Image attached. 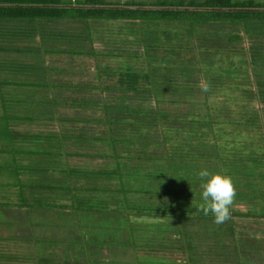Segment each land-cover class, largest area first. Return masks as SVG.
Segmentation results:
<instances>
[{
	"label": "trees",
	"instance_id": "16d2710c",
	"mask_svg": "<svg viewBox=\"0 0 264 264\" xmlns=\"http://www.w3.org/2000/svg\"><path fill=\"white\" fill-rule=\"evenodd\" d=\"M154 5L143 6L139 1L0 0V51L17 37L30 39L32 36L34 39L38 33L50 45L43 50L33 45H24V51L68 55L85 52L75 45H57L58 39L66 42L71 37H80L79 33L63 31L53 26L43 31L37 26L40 19L51 21L92 17L132 23L141 20L182 21L181 23L187 24L189 37L196 32L194 36L201 41L200 50L193 48L191 58L183 60L173 57L159 66L145 69L131 65L111 69L116 73L115 83L106 86H111L115 90L114 94L91 102L96 111H102L100 114L95 112L90 118L84 111L78 112V116L57 115L62 122L92 120L102 130L107 127L104 135L94 136L95 130L88 134L86 128L77 129L78 133L75 135L74 132L70 133L72 128H76L72 124L69 127L66 124L65 133L62 134L55 131L32 133L31 138L35 141L45 139L51 145H41L37 149L33 147V150L50 157V160H46L52 173L62 171L69 175L81 172L91 180L90 184L72 186L75 191H70L73 192L69 197L70 203L56 206L51 202L48 204L49 209L56 207L57 212L60 211L58 208H72L69 215L74 216V219L79 211H87V214L101 212V218H105L106 213L113 214L115 220L112 221V226L109 225V233L111 229L121 227L118 218L123 216L127 223L123 229L129 230L125 233L138 246L134 253L140 258L143 254L140 248L144 247L150 250L148 254L166 257L171 260V264H246L243 246L239 245V240L242 244L244 241L237 228L238 220L244 216L264 217V3L253 0H191L182 4L163 0ZM31 20L33 21L30 22ZM18 21L24 26L18 25ZM12 22L17 24L7 26ZM148 56L154 59L156 53L148 51ZM20 65L21 62H11L0 56V71L7 67L15 70ZM42 65L24 62L22 66L26 69L43 67L47 70ZM200 74L204 85L209 89L207 92L202 87L198 97H164L165 87L162 86L167 84H176L174 88L187 87L189 92L194 93L192 87L199 85ZM142 80L144 84H141ZM0 82L6 84L9 80L4 79L0 73ZM26 84L31 82L26 81ZM153 85H156L155 88ZM229 85L242 88V97L233 99L236 102L234 106L230 103L232 99L226 96L222 99L219 95L221 89ZM217 95L221 97L218 100L215 98ZM151 97L156 102L154 106L150 104ZM0 98L5 110L2 119L0 118V139L11 141L15 135L10 128L11 116L6 108L16 98L3 92ZM32 100L24 98L27 106L32 104ZM34 100L40 109L47 103L44 100ZM49 102L52 106L53 101ZM88 102L85 98L78 105L84 106ZM167 102L171 108L166 106ZM185 102L191 104L189 110L184 115H179V105ZM97 104H100V109ZM24 116L32 117L33 114L25 113ZM229 123L239 125L238 129L244 126L253 128L254 131H247L244 137L240 133L230 134L224 131ZM92 137L105 140L110 151L105 150L96 155L92 151L85 153L91 157L114 158L112 165L101 162L90 169L85 165H71L70 155L64 149L58 152L57 147H54L55 142L61 143L66 138L69 143L78 138L87 145L89 139L93 141ZM150 144L154 147H150ZM159 145L161 148L158 150L156 147ZM184 145H188L190 150L183 149ZM55 152L59 155L67 154L69 159H66L65 164L51 165L57 159L52 158L56 156H51ZM206 160L212 164L205 169L213 172L226 170L236 188V197L230 208L231 218L219 225L214 222L211 214L205 216L198 207L202 203V189L195 185L201 183L198 176L199 163ZM43 171L44 166L40 172ZM49 184L70 187L65 182ZM240 204H246L247 208L240 209ZM60 213L63 214L61 211ZM98 217L100 218L99 215ZM86 231L89 235H95L91 230ZM142 234L151 239L139 246L137 239ZM173 235L175 238L171 237ZM157 239L160 240L164 253L156 249L160 246L156 243ZM172 240L175 242L171 245L168 241ZM87 246L88 244H81L80 248L85 253L91 252ZM173 246L175 248L167 255V251ZM184 250L188 256L187 261L177 258V254L173 255V251ZM64 258V264L83 261L82 256L74 252L68 253Z\"/></svg>",
	"mask_w": 264,
	"mask_h": 264
},
{
	"label": "rangeland",
	"instance_id": "374dc122",
	"mask_svg": "<svg viewBox=\"0 0 264 264\" xmlns=\"http://www.w3.org/2000/svg\"><path fill=\"white\" fill-rule=\"evenodd\" d=\"M63 1L75 2L76 0ZM103 1L113 3L139 1L142 2L143 6H155V3H160L163 0ZM165 1L167 3L187 4L191 0ZM193 1L200 2L202 0ZM253 1L264 3V0ZM22 22L24 23V21ZM37 22V26L43 31L53 26L63 31L79 33L80 37H71L66 42L65 40L58 39L57 45L64 46L71 44L81 47L85 52L68 55L64 53H33L24 51V45H33L42 50L47 45H50L49 42H46L47 40L43 41L42 36H39L38 33L35 34L34 39L32 36L30 39L28 37L22 39L17 37L13 41H9L10 44H7V48L0 51V56L7 58L9 61L21 62L19 68L15 70L7 67L3 71H0L4 79L9 80L6 84L0 82V95L3 92L16 98V101L12 103L10 101L11 106H7L6 108L11 116L9 119L10 128L13 130L15 137L11 141L0 139V264H61L62 262L64 264V257L72 252L71 250L76 255L82 256L83 261H80L78 264H171V260L166 257L153 253L148 254L150 250L144 247L140 248V252H143L141 258L135 254L134 251L138 250V246L127 237L125 232L129 230L123 229L127 226L123 216L118 218V221L120 220L118 224L121 227L111 229V233H109L108 229L112 226V221L115 220L113 214L106 213L105 218L107 219H105L101 218V212L99 214L95 212L87 214V211H79L75 217L76 221L74 216L70 217L69 215L72 208H58L63 214L60 211L56 212V207L49 209L48 204L51 202L56 206L70 203L69 197L75 191V188L72 186L75 184L81 185L82 183L90 184L91 180L81 172L69 175H66L62 171L52 173L49 167H47L49 164V162L47 164V160H50V157L45 156L42 152L33 150V147L37 149L41 145L45 147L51 145L45 139L37 142L31 137L32 133L54 131L56 133L60 132V134L62 132L65 133L66 124L67 127L71 124L73 127H76L70 131V133L74 132L75 135L78 133L77 129L80 130L82 128H86L88 134L95 130L96 134L94 136L104 135V130L107 127L102 130L92 120L83 119L85 122L79 120L74 123L62 122L60 118H57V115L78 116V112L84 111V114L86 113L90 118L95 112L100 114L102 111H96L91 102L114 94L115 90L111 86H106L107 84L113 85L115 83L116 77H114V74L116 73L111 69L129 65L145 69L149 66H159L165 63V60L170 61L173 57L183 60L186 57L191 58V53H194L193 48L197 51L200 50L201 41L194 36L196 32L189 37L187 24L181 23L182 21L155 20L149 22L141 20L132 23V21L120 22L113 19L88 17L86 19L61 18L51 21L40 19ZM16 24V22H12L7 24V26H14ZM18 25L24 26L20 21H18ZM87 34L91 35L87 36ZM243 43L246 44V41ZM192 44L196 46H192ZM262 47H264V41ZM151 50L156 53L154 59L148 56V51L151 52ZM116 53L118 54L116 55ZM24 62L43 64L42 66L47 67V70L43 67L26 69V67L22 66ZM200 76L199 85L192 87L194 93L189 92L187 87L174 88L176 84L172 86L167 84L162 86V88L165 87L163 92L165 94L164 97L174 95L175 97L179 96L185 99L188 96H200L202 86L204 85L202 75L200 74ZM26 81L31 82V84H26ZM42 81H45V83L43 84ZM142 82L144 80L141 81V84H144ZM153 86L155 88L156 85ZM116 91L119 92V90ZM241 93L242 88H233L229 85L223 87L219 95H221L222 99L225 96L232 99L230 103L234 106L236 102L233 99L242 97ZM219 95L215 97L217 100L221 98ZM74 97H76L75 100ZM24 98L33 99L32 104H28L29 106H27ZM85 98L89 102L84 103V106L78 105ZM34 99L44 100L48 104L46 103L40 109ZM211 99H213L212 96ZM49 101H53L52 106ZM155 103V100H152L151 97L150 104L154 106ZM190 105L187 102L184 104L180 103L179 115H184L189 110ZM166 106L171 108L169 102L166 103ZM97 107L100 109V104H97ZM4 111L2 98H0V118L3 117ZM25 113H32L33 116L25 117ZM238 128H240L239 125L229 123L224 127V131L230 134L240 133L243 137L247 131H254L253 128H246L244 126L241 129ZM84 132L86 131L84 130ZM66 139H63L61 143L56 139L57 143L55 142L56 146L54 147H57L56 151L58 152L60 149H64L65 153H68L71 158L69 159L66 156L67 154L59 155L58 152H55L51 156H56L52 158L57 159L51 165L65 164L66 159H69L71 165H85L89 169L101 162L112 165L114 158L91 157L90 154L85 153L92 151L96 155L109 150L105 140L93 138V141H90L89 139L86 142L87 146L83 144L82 140H78V138L73 139L70 143ZM150 147H154V145L150 144ZM156 148L159 150L161 145ZM182 148L190 150L188 145H184ZM77 152L81 154H74ZM71 154L74 155L71 156ZM211 164V161H202L199 163V170L205 169L211 166ZM42 166H44V171L41 173ZM55 182H65L70 187L65 188L59 185L56 187L49 184ZM200 184L198 183L195 186L198 189H202ZM70 191L73 192L71 193ZM241 202L246 203L245 201ZM28 204H34V206ZM246 204H240L239 208L246 209ZM86 219H89V221ZM86 223H88L87 226ZM237 224L238 231L241 233L240 238L244 241V244H242L239 240V245L243 246L245 263L264 264V217L244 216L238 220ZM73 229L76 230L73 231ZM86 230H91L95 235L83 234L87 232ZM100 230L102 232L99 233ZM122 231L123 233L121 234ZM70 234H78V237L75 235L70 236ZM171 237L175 238L174 235ZM106 239L110 242L101 241ZM150 239L148 236L145 237L142 234L137 239V243L139 246L140 244L143 246V243ZM168 242L172 245L175 240ZM156 243L160 245V240L157 239ZM81 244H88V248L92 253H85L86 251L79 248ZM161 248L163 249L161 245L156 247L157 250H160L158 252L164 253ZM174 248L175 246L170 247L167 255ZM65 250L70 252L66 253L64 252ZM174 254H177V258L182 260L187 261L188 259L185 250L184 252L173 251ZM240 256L242 257V255Z\"/></svg>",
	"mask_w": 264,
	"mask_h": 264
},
{
	"label": "clouds",
	"instance_id": "9594fccd",
	"mask_svg": "<svg viewBox=\"0 0 264 264\" xmlns=\"http://www.w3.org/2000/svg\"><path fill=\"white\" fill-rule=\"evenodd\" d=\"M203 91L209 89L203 85ZM198 176L201 180L202 203L199 210L205 216L211 214L216 224H223L231 218L230 208L236 197V188L232 177L224 171H209L202 169Z\"/></svg>",
	"mask_w": 264,
	"mask_h": 264
},
{
	"label": "crops",
	"instance_id": "0c3cea01",
	"mask_svg": "<svg viewBox=\"0 0 264 264\" xmlns=\"http://www.w3.org/2000/svg\"><path fill=\"white\" fill-rule=\"evenodd\" d=\"M83 234H87V232H85V233H83ZM71 235H72V234H70V236H71ZM81 235H82V234H81ZM87 235H89V234H87ZM75 236L78 237V234H76ZM91 236H94V235L91 234ZM63 238H64V237H63ZM58 239H59V238H58ZM61 239H62V238H61ZM58 242H59V241H58ZM75 247H77V246H75ZM75 247H74V248H75ZM87 247H88V246H87ZM79 248H80V246H79ZM67 251H68V250H65L64 252H67ZM71 251L73 252V250H71ZM75 251H77V249H75ZM69 252H70V251H69ZM118 261H119V259H118ZM117 263H118V262H117Z\"/></svg>",
	"mask_w": 264,
	"mask_h": 264
}]
</instances>
